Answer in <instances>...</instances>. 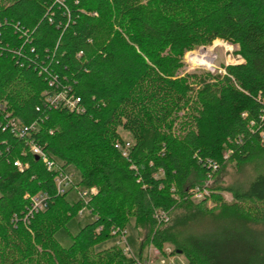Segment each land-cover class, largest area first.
<instances>
[{"label": "trees", "instance_id": "obj_1", "mask_svg": "<svg viewBox=\"0 0 264 264\" xmlns=\"http://www.w3.org/2000/svg\"><path fill=\"white\" fill-rule=\"evenodd\" d=\"M217 39L238 45L243 62L181 73L187 52ZM62 90L80 98L79 112L46 102ZM263 136L264 0H0V264H138L118 245L96 248L128 226L141 247L170 243L189 264H264L247 229L194 235L175 215L208 201L188 190L216 175L214 164L264 154ZM127 142L125 157L116 146ZM72 165L75 186L96 188L89 198L57 192ZM209 189L217 200L220 186ZM231 191L260 216L264 169ZM39 194L46 205L29 214ZM84 209L94 219L63 247L56 233Z\"/></svg>", "mask_w": 264, "mask_h": 264}, {"label": "rangeland", "instance_id": "obj_2", "mask_svg": "<svg viewBox=\"0 0 264 264\" xmlns=\"http://www.w3.org/2000/svg\"><path fill=\"white\" fill-rule=\"evenodd\" d=\"M239 50L238 45L217 39L210 45L200 46L187 52L184 57L185 66L181 73L196 72L201 74L208 72L211 74H225L226 66L243 62ZM196 56L207 63H200ZM220 169L221 165L218 164L216 175L214 172V174L207 176L201 185L196 182L194 176L191 177L189 184L195 182L198 184L188 190V195L190 194L191 196L190 200L193 203H199L205 195H208V201L198 207L188 206L189 209L185 207L177 210L175 213L179 217L177 220L180 219L179 222L184 224L187 232L194 235L210 234L218 231L217 229L219 228L228 226L240 230L247 229L253 234L252 240L264 251V202L256 205V210L260 214L258 216L253 213L254 211L251 210L249 212L244 209L243 206L246 205L239 209L234 203L233 192L231 191L245 189L249 182L264 169V154L253 156L250 160L243 163L227 162L223 165V170L220 171ZM66 172L73 177L75 183L80 181L81 175L75 166H69ZM214 185L220 186V191L217 195L218 201L214 198H209V188L214 187ZM82 189L83 187L81 186L71 189L67 196L68 199L79 198V190ZM199 189V195L192 196V192H196ZM25 197L30 199L31 195L26 193ZM93 219L94 215L89 210L84 209L78 217L68 223L66 228H62L56 233V239L63 247H69L72 244V235H75L81 227L90 223ZM171 220L172 213H168V220L162 221V224H169ZM126 232L127 245L122 242L119 243L121 237L116 236L99 244L96 247L97 250L118 245L126 255L137 260L138 264H146L148 259H151L152 264H162V261L165 262L164 264H189L187 256L183 253H177L172 244L166 243L164 247H159L151 242L141 247L137 231L128 226ZM127 248L130 250H127ZM167 249L172 252L167 253ZM150 250L151 253L149 252Z\"/></svg>", "mask_w": 264, "mask_h": 264}, {"label": "built area", "instance_id": "obj_3", "mask_svg": "<svg viewBox=\"0 0 264 264\" xmlns=\"http://www.w3.org/2000/svg\"><path fill=\"white\" fill-rule=\"evenodd\" d=\"M46 102L50 105V106H54L55 108H64V109H68L70 111H80V98L74 94H70L68 93L67 90H62V91H57L53 94H51L50 96L47 97ZM12 126H13V132H15L16 134L23 136L25 135V133L28 130V127L24 126H18L16 124V121L12 120ZM33 125H31L32 127ZM264 138V136H263ZM118 149H120L122 151V154L125 157L129 156V149L131 147V143L127 142L124 146L121 145H117L116 146ZM31 151L33 152V154L35 156H38L39 159L45 164V166L47 167L48 170H54V169H59L58 163L55 159L51 158L39 145L32 143L31 144ZM225 156H227L225 154ZM14 165L17 166L20 170H23L24 167H27V165H23L19 160H16L14 162ZM213 168L216 169L217 168V164L213 165ZM55 183H56V188H57V192L58 193H65L66 191L73 189L74 187H76L74 185V181H73V177L68 174L66 171H62L60 170L59 173L57 174L56 178H55ZM199 190H197V194H195L196 192H192V196L194 195H199ZM97 192L95 187L89 188V189H82L79 190V195L81 197L84 198H89L91 195L95 194ZM204 198V197H203ZM46 201H47V196L46 194H39L36 195L34 197H32V209L30 210L31 214L33 211H37L40 209H43L44 206L46 205ZM83 211H81L80 213H82ZM155 218L159 221V223H162V221L164 220H168V213L162 210L156 211L155 212ZM113 234H115L116 236H120L121 240L119 241V243H123L127 245V241L125 239V235L127 234L126 229L120 230H113L112 231ZM127 250H130L129 248H127ZM167 253L168 252H172L170 250H166ZM151 253V250L149 251ZM147 255V254H145ZM165 262L162 261V264H164ZM146 264H152L151 259H148V261H146Z\"/></svg>", "mask_w": 264, "mask_h": 264}, {"label": "bare ground", "instance_id": "obj_4", "mask_svg": "<svg viewBox=\"0 0 264 264\" xmlns=\"http://www.w3.org/2000/svg\"><path fill=\"white\" fill-rule=\"evenodd\" d=\"M196 59H198V60L200 61V63H205V64L207 63V62H205L203 59H201L200 57H197V56H196ZM206 59H207V58H206Z\"/></svg>", "mask_w": 264, "mask_h": 264}, {"label": "water", "instance_id": "obj_5", "mask_svg": "<svg viewBox=\"0 0 264 264\" xmlns=\"http://www.w3.org/2000/svg\"><path fill=\"white\" fill-rule=\"evenodd\" d=\"M36 159L38 160V159H39V157H38V156H36ZM177 253L181 254V253H182V251H180V250H177Z\"/></svg>", "mask_w": 264, "mask_h": 264}]
</instances>
